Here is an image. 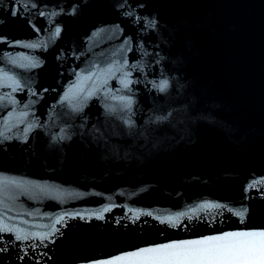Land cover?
<instances>
[{"label":"water","instance_id":"1","mask_svg":"<svg viewBox=\"0 0 264 264\" xmlns=\"http://www.w3.org/2000/svg\"><path fill=\"white\" fill-rule=\"evenodd\" d=\"M0 134V264L264 230V0H0Z\"/></svg>","mask_w":264,"mask_h":264},{"label":"snow or ice","instance_id":"2","mask_svg":"<svg viewBox=\"0 0 264 264\" xmlns=\"http://www.w3.org/2000/svg\"><path fill=\"white\" fill-rule=\"evenodd\" d=\"M76 7L73 5V12ZM151 23L154 26L155 21ZM60 31L61 29L57 27L55 34L59 35ZM29 47H36V45H29ZM132 67L135 68L136 65H132ZM121 83L124 88H128L131 81L121 80ZM167 86L168 82L165 80L160 82L159 88L163 91ZM69 91L71 92V89ZM64 99H69V96L66 94ZM119 99L125 102V107H131L132 100L130 98L122 96ZM11 183L16 182L12 181ZM252 186L254 185H250V187ZM201 207L219 208L221 205H201ZM245 212L246 209L235 212V215L241 218V222H243ZM147 215H151V213H147ZM13 230L6 225L0 227V232ZM16 239L22 240L27 237L22 236L20 231L16 230ZM96 264H264V230L233 231L200 239L145 247L98 261Z\"/></svg>","mask_w":264,"mask_h":264}]
</instances>
